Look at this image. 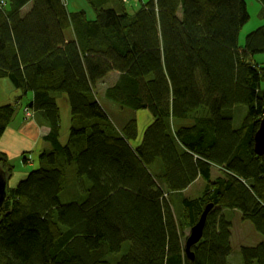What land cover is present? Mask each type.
<instances>
[{
    "label": "trees",
    "instance_id": "1",
    "mask_svg": "<svg viewBox=\"0 0 264 264\" xmlns=\"http://www.w3.org/2000/svg\"><path fill=\"white\" fill-rule=\"evenodd\" d=\"M84 1L93 20L68 13L62 0H0V80L31 94L26 109L48 128L49 145L37 167L6 188L0 264H229L231 223L222 208L262 228V240L239 255L241 264H264V156L253 147L264 116V25L241 46L245 0H149L133 14L122 0ZM69 28L74 38L66 41ZM60 94L70 113L65 144ZM16 110V100L0 106V139ZM111 110L144 111L152 121L139 135L132 118L117 128ZM175 119L191 124L175 128ZM212 168L224 172L215 181ZM12 171L0 152V176ZM198 178L202 197L181 198L177 215L169 196ZM154 184L168 197L151 199ZM208 204L190 261L183 229ZM135 237L164 253L142 263L128 252L116 258Z\"/></svg>",
    "mask_w": 264,
    "mask_h": 264
},
{
    "label": "rangeland",
    "instance_id": "2",
    "mask_svg": "<svg viewBox=\"0 0 264 264\" xmlns=\"http://www.w3.org/2000/svg\"><path fill=\"white\" fill-rule=\"evenodd\" d=\"M139 1L140 0H128L125 3V10L127 11V13L133 14L134 12H136L140 8L139 6L141 5V2H139ZM68 2L70 5V6H67L68 9L69 8L71 9L72 7L75 9L79 8L78 9V12H79V10L83 11V9L81 7H85L88 14L92 15V11H90V9L88 8V6L85 4V2L83 0H64V3L67 4ZM245 2H246V6H247V13H248L249 19H248V22L246 23V25L240 31L239 44L241 46L242 45L244 46L246 36H248L249 34H251L252 32L256 31L257 29H259L261 26L264 25L263 8L261 7V4L258 2V0H245ZM80 3H82V5L72 6V4L76 5V4H80ZM85 14L87 15V13H85ZM257 61L264 64V55L258 57ZM114 77H115V75L111 74L107 80V83H105V85H112L111 78H114ZM6 85L10 86L8 81H7ZM11 91L12 90L9 91V88L4 86V89L2 90V96H4V97L10 96ZM60 95L62 97L65 96L63 94H60ZM60 98H61L60 96L56 95L57 101L60 100L61 102H63V101L65 102L64 98H61V99ZM97 98H98V100H103L104 96L98 94ZM105 104H111V103L107 102ZM111 105H115V104H111ZM105 106H107V105H105ZM19 109L23 113V121L24 122L32 120V117H34V114L31 112V110H27L26 108H23V106L20 107ZM111 111L115 113V122L117 124L120 123V125L118 126L119 128L123 125L122 123H125L126 120H129L131 118L135 119L136 122L138 123V125L143 126V127L145 126L146 120L143 121V119H142L143 117L138 115V113H132L131 114V112H127L124 114L121 112L118 113V111H114V110H111ZM190 124H191L190 120L184 121V120H176L175 119L172 121V125L175 128H179L180 126H189ZM66 128L67 127H65V125L63 124V121H62L61 122V131H60L61 138H63V135H64ZM68 134H69V128H67V132H66L67 137H68ZM60 141H61V139H60ZM17 162H19V160L10 162V164L14 165ZM22 172H24V171H21V168H19L17 166L14 167V171H13L11 177L9 176L7 178L8 189L15 188L19 182H21L22 180L25 179V177L20 176V174H22ZM223 173L224 172L222 171V169L214 168L213 175L211 176V180L215 181ZM154 182H156V181H154ZM205 184H206L205 181L198 178V180L196 182H194L187 190L183 191V194L179 195V194L174 193V194H171L169 196V199L171 200V206L177 215L179 214L178 211L181 210V198H183V197L189 198V199L201 198L202 194L204 192ZM154 188L157 191H158V189L160 190V188H158V186L156 184H154ZM159 193H160L159 194L160 198H158V199L167 198L168 194H169V192H167L164 188L161 189V192H159ZM221 211H222V214L225 215L226 218L229 219V221L231 223V238H230L231 255L229 257L228 262H229V264H241V258L239 255L240 248L241 247H252V246L257 245L262 240V235L260 233L262 228L255 225L254 223H256V222L253 219H252V221L254 223H252L249 220H243L241 213L237 210H232V209L230 210V208H222ZM189 233H190V229L185 224V227L183 229V236H184L183 242L184 243H185V239L188 237ZM162 250H163L162 247H160L158 245L150 244L143 237L131 238V239H129L127 244L123 245V248H122L120 254L115 255V257L120 258L123 254H125V252H128L129 257L135 256L134 258L140 259V258H143V255H144L143 259L146 258V260L148 261L151 258L156 257L159 254H162ZM157 251H159V252H157ZM112 258H114V257H112Z\"/></svg>",
    "mask_w": 264,
    "mask_h": 264
},
{
    "label": "crops",
    "instance_id": "3",
    "mask_svg": "<svg viewBox=\"0 0 264 264\" xmlns=\"http://www.w3.org/2000/svg\"><path fill=\"white\" fill-rule=\"evenodd\" d=\"M62 1H63V4L65 5V8H66L68 13L78 12L79 8L75 9L72 7L71 9L70 8L68 9L67 6H70L69 2L66 4V3H64V0H62ZM148 1L149 0H140L139 2H141V5H144ZM85 4H86V2H85ZM77 5H82V3L76 4V5L72 4V6H77ZM81 8L83 9L84 12L86 11L85 7H81ZM88 8L90 9L89 6H88ZM79 11H81V10H79ZM90 11H92V10L90 9ZM85 13H87L86 16H87L88 20L94 19L93 11H92V15L91 14L89 15L87 11ZM73 38H74V36L72 34V30L69 28V30H67L65 32V39H66V41H68V40H72ZM115 79H116V75L114 78H111V83H113L115 81ZM6 84H7V81L5 79L0 80V94H1L0 95V106L6 105V104H12L16 100L17 110H16V113L11 120V123L8 125V127L6 128V130L4 131V133L0 139V152L4 153L10 162L19 160V162L15 163L12 166H13V168L15 166L21 168V171H24V172H22V174H20V176L26 177L29 172H31L35 167H37L38 157L41 154V152L43 150H46L49 148V145L42 140L43 136L47 134L48 128L41 126L40 123H38L35 115H34V117H32L31 121H25V122L23 121V113L20 111L19 108L22 106H23V108H27V105L31 101L32 96H31V94H27L26 96L23 97V96H21L20 91L14 89L10 83H9L10 86H8ZM4 86L9 88V91L12 90L10 96H7V97L2 96V90L4 89ZM57 96H60L61 98H64V100H65V102L64 101L61 102L59 99H58L59 101L56 100L57 106L59 108V113H60V131H61V122L62 121H63V124L65 125V127H67V128L70 127L69 104H68V101H67L65 96L64 97H62L61 95H57ZM98 102L100 103V101H98ZM137 113H138V115L143 117L142 118L143 121L146 120L144 127L138 125V123H137L139 135H141V133L145 129V127L151 123L152 119H151V116L149 115V113H147V112L139 111ZM122 124H124V123H122ZM119 125H120V123L117 124V128ZM67 128L65 129L63 138H61V136H60V139L62 142L59 139V141L62 144H65V141L67 140V136H66ZM129 144L133 149H135L138 146L137 142H135V143L132 142ZM158 188H160V190L158 189V191H157L152 185L149 186L148 195L151 199L160 198L159 192H161V189H163V188L160 187L159 185H158ZM135 238H138V237H135ZM153 245H155V244H153ZM157 252H159V251H157ZM163 253H164V251L162 250V254ZM134 257L135 256H132V258L135 259L139 263L146 261V258L143 259L144 255H143V258H140V259H136Z\"/></svg>",
    "mask_w": 264,
    "mask_h": 264
},
{
    "label": "water",
    "instance_id": "4",
    "mask_svg": "<svg viewBox=\"0 0 264 264\" xmlns=\"http://www.w3.org/2000/svg\"><path fill=\"white\" fill-rule=\"evenodd\" d=\"M254 153L257 156H264V116L259 122V126L253 135ZM5 179L0 176V207L2 206L6 196ZM213 205L208 204L201 213L197 223L190 229L188 237L184 243V254L190 261L193 260L194 254L192 248L196 246L202 238L203 229L208 213L212 210Z\"/></svg>",
    "mask_w": 264,
    "mask_h": 264
},
{
    "label": "bare ground",
    "instance_id": "5",
    "mask_svg": "<svg viewBox=\"0 0 264 264\" xmlns=\"http://www.w3.org/2000/svg\"><path fill=\"white\" fill-rule=\"evenodd\" d=\"M13 171H14V168H13ZM13 171H12V173H13ZM213 171H214V168L211 169V176L213 175ZM12 173H11V175H12ZM29 173H30V172H29ZM29 173H28V174H29ZM28 174H27V175H28ZM4 181H5V183H6V188L8 189L7 180H4ZM155 183H156V182H155ZM187 189H188V188H186V190H187ZM230 233H231V230H230Z\"/></svg>",
    "mask_w": 264,
    "mask_h": 264
},
{
    "label": "built area",
    "instance_id": "6",
    "mask_svg": "<svg viewBox=\"0 0 264 264\" xmlns=\"http://www.w3.org/2000/svg\"><path fill=\"white\" fill-rule=\"evenodd\" d=\"M4 0H1L3 2ZM128 0H122L123 3H126ZM29 115V114H28Z\"/></svg>",
    "mask_w": 264,
    "mask_h": 264
}]
</instances>
